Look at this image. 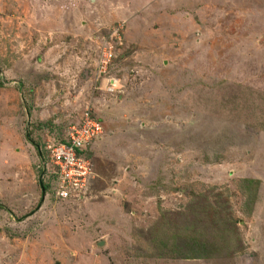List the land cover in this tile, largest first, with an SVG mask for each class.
<instances>
[{
	"label": "rangeland",
	"instance_id": "rangeland-1",
	"mask_svg": "<svg viewBox=\"0 0 264 264\" xmlns=\"http://www.w3.org/2000/svg\"><path fill=\"white\" fill-rule=\"evenodd\" d=\"M0 75V264H264V0H0ZM87 112L85 186L43 196ZM193 223L231 249L157 256Z\"/></svg>",
	"mask_w": 264,
	"mask_h": 264
},
{
	"label": "built area",
	"instance_id": "built-area-1",
	"mask_svg": "<svg viewBox=\"0 0 264 264\" xmlns=\"http://www.w3.org/2000/svg\"><path fill=\"white\" fill-rule=\"evenodd\" d=\"M118 27L111 32L112 40L117 39ZM110 54L108 56H99L98 68L99 74H106L110 71L109 65L113 62L114 45L108 42ZM109 69V70H108ZM104 127L102 122L94 118L91 112H87L80 125H73L67 135L48 145L49 158L53 165L54 174L58 175L60 186L56 189V195L59 198H68L74 191L85 186L84 182L88 180L90 175V157H87L83 152L91 148L92 144L99 139Z\"/></svg>",
	"mask_w": 264,
	"mask_h": 264
},
{
	"label": "trees",
	"instance_id": "trees-1",
	"mask_svg": "<svg viewBox=\"0 0 264 264\" xmlns=\"http://www.w3.org/2000/svg\"><path fill=\"white\" fill-rule=\"evenodd\" d=\"M3 85H4V81L0 75V87H2ZM36 146L39 149L37 144ZM88 150L90 149H87L83 152L87 157H89V153H90L88 152ZM39 152H41L40 149H39ZM52 167L53 165L51 167L48 166L45 169V165H43L41 168L42 172L48 169L47 170L48 173L46 174L47 175L46 181L44 180V178L40 179L41 185H42L43 196L48 190H51L54 192L57 189L55 185H57L58 175L52 173L53 172ZM53 177L54 179L52 181L51 178ZM243 182L255 187V182L253 179L246 178L244 179ZM253 192L255 191H251L249 195ZM199 232H202V234H200ZM220 233L222 234L224 232L221 231ZM224 234L227 237L226 240L223 239L222 240L223 242H221V244L220 242H218L217 244V240H216L217 236L214 233H212V237H210L207 229L198 230V227H196L195 223H193L190 226L184 227L182 230L181 229L177 230V234H174V235L164 234L161 237H154L152 241L156 245H159L161 247V248H158V253H157V256H160V257L167 256V257L177 258V259L205 258V257L209 258L212 256L219 255L221 253H224L225 251H228L231 249L230 245H231L232 238L229 235L227 236V233H224Z\"/></svg>",
	"mask_w": 264,
	"mask_h": 264
},
{
	"label": "crops",
	"instance_id": "crops-1",
	"mask_svg": "<svg viewBox=\"0 0 264 264\" xmlns=\"http://www.w3.org/2000/svg\"><path fill=\"white\" fill-rule=\"evenodd\" d=\"M167 2H169V1H167ZM27 139V138H26ZM29 141H31L30 139H28ZM14 144V143H13ZM93 146H94V143L92 144ZM92 147V146H91ZM14 149V148H13ZM36 149H37V151H38V154H39V149L37 148V146H36ZM15 155L13 156L12 155V158H11V161H10V164H11V162H12V160L13 159H17L18 160V167L16 168L15 167V170L16 171H18V170H20V167H23L22 166V162H23V159H24V153L23 152H21V150H19V151H17V149H15ZM41 151V150H40ZM8 156V158L10 157L9 155H7ZM7 156H5V157H7ZM4 157V158H5ZM5 160L7 161V159L5 158ZM4 159H3V164H4V161H5ZM5 165V164H4ZM10 166L11 165H6V167H5V171H4V174H0V178H6L7 177V174L8 173H6L8 170H12V169H8V168H10ZM29 167V166H28ZM23 172H26L27 173V168L26 167H24L23 169H22V176H24V177H26V174L24 175L23 174ZM37 177V176H36ZM37 179V182H38V184H41V181H40V179H39V177L38 178H36ZM2 181H0V183H1ZM24 182V184L23 185H25V184H27V182L26 181H23ZM31 184H33V183H31ZM2 185V184H1ZM20 184L17 182V184L16 185H14L16 188L19 186ZM18 190H21V188L19 187L18 188Z\"/></svg>",
	"mask_w": 264,
	"mask_h": 264
},
{
	"label": "clouds",
	"instance_id": "clouds-1",
	"mask_svg": "<svg viewBox=\"0 0 264 264\" xmlns=\"http://www.w3.org/2000/svg\"><path fill=\"white\" fill-rule=\"evenodd\" d=\"M114 29V28H113ZM113 31V30H112ZM59 141V140H58ZM42 153L41 152H39V155H41Z\"/></svg>",
	"mask_w": 264,
	"mask_h": 264
},
{
	"label": "water",
	"instance_id": "water-1",
	"mask_svg": "<svg viewBox=\"0 0 264 264\" xmlns=\"http://www.w3.org/2000/svg\"><path fill=\"white\" fill-rule=\"evenodd\" d=\"M102 243H99V245H101Z\"/></svg>",
	"mask_w": 264,
	"mask_h": 264
},
{
	"label": "bare ground",
	"instance_id": "bare-ground-1",
	"mask_svg": "<svg viewBox=\"0 0 264 264\" xmlns=\"http://www.w3.org/2000/svg\"><path fill=\"white\" fill-rule=\"evenodd\" d=\"M55 193H56V191H55ZM57 197V196H56ZM59 198V197H58Z\"/></svg>",
	"mask_w": 264,
	"mask_h": 264
}]
</instances>
